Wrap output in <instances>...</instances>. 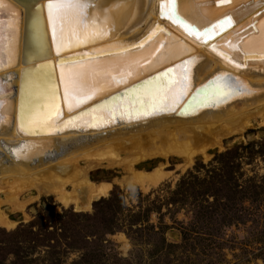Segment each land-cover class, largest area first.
<instances>
[{"label": "bare ground", "instance_id": "obj_1", "mask_svg": "<svg viewBox=\"0 0 264 264\" xmlns=\"http://www.w3.org/2000/svg\"><path fill=\"white\" fill-rule=\"evenodd\" d=\"M168 2L101 0V4L110 9L105 34L85 40L73 35L70 28L61 32L62 25L57 22L56 49L49 31L45 2L42 3L50 54L40 62L51 61L53 65L62 109L61 121L69 120L165 69L172 68L174 87L169 93L170 98L154 113L136 114L129 119L127 115L122 118L119 114L103 112L99 113L102 122L93 123L88 117L68 121V124H61V128L52 124L50 130L32 134L18 124L19 91L26 69L23 64L24 10L12 0H0V184L8 179H18L20 183L24 181L23 186L13 182L18 188L20 185L22 189H35L39 195L54 194L64 206L74 205L77 211L80 208L89 210L91 202L109 195L111 185L94 184L84 172L76 173L74 177L70 165L74 161L76 164L84 154L91 155L95 145L110 141L108 145L122 151L129 143L132 153L141 155L147 147L161 155L189 158L211 141L196 133V128H214L212 132L217 135L236 132L245 128L252 111L264 110V0H227V3L224 0H172L175 18L168 8L161 16L160 5ZM225 20H230V25H225ZM181 21L196 28L200 35L186 31ZM206 30L208 34L204 35ZM80 54L85 56L58 62L60 58ZM102 64H132V74L125 76L123 82L105 85L103 91L87 103L69 110L64 102L62 71L67 80L81 68ZM185 68L186 87L179 100L173 103L171 96L183 86L177 82V76ZM123 70L128 69L124 67ZM114 74L119 79V72ZM46 76L47 73L44 78ZM220 79L236 83L241 94L216 95L212 91V82ZM203 86L207 90L206 97L199 99L194 95L185 107L195 90ZM97 108L100 106L90 108L88 112ZM260 114L264 125V113ZM170 126L181 128L167 138L163 133ZM144 141L148 142L145 144ZM159 173H136L131 182L142 187L157 185L163 178ZM67 186L72 189L70 193L66 191ZM22 189L13 191L11 188L4 202L17 208V193ZM1 215L0 212V224L5 225Z\"/></svg>", "mask_w": 264, "mask_h": 264}, {"label": "rangeland", "instance_id": "obj_2", "mask_svg": "<svg viewBox=\"0 0 264 264\" xmlns=\"http://www.w3.org/2000/svg\"><path fill=\"white\" fill-rule=\"evenodd\" d=\"M253 112L245 128L236 132L217 135L212 132L214 128H196V133L211 141L189 158L161 155L147 147L140 155L129 152V143L122 151L108 145L110 141L95 145L92 156L84 154L70 165L74 177L84 172L94 184L111 185L109 195L91 202L89 210L77 211L74 205L64 206L54 194L39 195L35 189L18 188L13 183L24 181L8 179L0 184V212L7 224H0V264H264L258 257L264 247V233L257 223L225 230L227 242L223 246H213L195 235L183 242L181 227L190 229L191 216L189 219L184 208L167 206L169 192L176 190L182 177L237 146H241L240 184L255 176L264 177V125L260 114L264 110ZM180 128L170 126L163 136L170 138V133ZM157 171L163 175L157 185L142 187L131 182L136 173ZM206 174L207 169H201L199 177ZM11 188L22 189L17 193V208L4 202ZM66 191H72L70 186ZM104 200L111 202L99 204ZM174 210L176 215L171 214ZM106 215L115 217L109 226L103 224ZM136 217L141 221L135 223ZM113 228L119 233H111Z\"/></svg>", "mask_w": 264, "mask_h": 264}, {"label": "snow or ice", "instance_id": "obj_3", "mask_svg": "<svg viewBox=\"0 0 264 264\" xmlns=\"http://www.w3.org/2000/svg\"><path fill=\"white\" fill-rule=\"evenodd\" d=\"M224 2L227 3V0H224ZM165 8H168L173 18H175V5L172 0H169L167 5L161 3V16L165 15ZM46 10L48 24L53 29L54 42L57 35V22L62 25L61 32L65 28H70L73 35L82 36L85 40L104 35L108 20L107 13L110 11L107 5L101 4V0H49ZM230 23V20L224 21L225 25H230ZM181 24L189 33L200 35L196 28H190L183 21H181ZM36 25L38 29L39 17L36 18ZM213 30H215V26H213ZM207 34L206 30L204 35ZM118 52L119 50H117V54ZM57 54L59 55V47L57 48ZM97 59H99V56H97ZM124 67L128 70L124 71ZM131 69L132 64H124L123 66L112 64L89 65L74 74H70L67 80H65L62 71L61 81L64 83L65 104L71 110L73 107L87 103L94 95L103 91L105 85L123 82L125 76L132 74ZM117 71L119 72V79L114 74ZM172 79V74L166 72L163 78L152 81L150 86L143 92L133 93V102L125 100L111 107L102 104L100 108L93 109L91 112H84L77 119L86 120V118L91 117L93 123H95L97 121L102 122L99 113L103 112H109L112 115L119 114L122 118L127 115L129 119L136 114L147 115L149 112L154 113L162 103L170 98L169 93L173 92L174 87L171 83ZM186 81L187 68L182 74L177 76V82L183 86L171 96L173 103L179 100L182 95L184 87H186ZM212 83V91L218 96L227 97L241 94L240 88L229 79H220ZM0 107H2V101H0ZM55 108V94L51 87H48L43 93L35 90L30 91L29 99L24 109V128L29 131L50 130L49 121L54 114L58 115V111H53Z\"/></svg>", "mask_w": 264, "mask_h": 264}, {"label": "trees", "instance_id": "obj_4", "mask_svg": "<svg viewBox=\"0 0 264 264\" xmlns=\"http://www.w3.org/2000/svg\"><path fill=\"white\" fill-rule=\"evenodd\" d=\"M240 149L241 146H237L232 151L217 155L208 166L202 165L200 169L195 167L181 178L175 191L169 192L171 197L167 206H172L175 210L184 208L188 218L191 216L190 229L187 231L181 227L183 242L190 240V235H195L213 246L218 243L223 246L227 242L223 237L224 231L239 224L257 223L264 233V177L255 176L240 184L237 176L242 168L239 162ZM243 149L247 150V147ZM201 169H207V174L203 177H199ZM110 202L104 200L99 204ZM175 210L171 214L176 215ZM114 218L104 216L103 224L111 225ZM140 221L136 217L135 223ZM112 232L114 235L119 233L115 228ZM111 247L115 248L116 245L112 243ZM263 248L258 257L264 262Z\"/></svg>", "mask_w": 264, "mask_h": 264}, {"label": "water", "instance_id": "obj_5", "mask_svg": "<svg viewBox=\"0 0 264 264\" xmlns=\"http://www.w3.org/2000/svg\"><path fill=\"white\" fill-rule=\"evenodd\" d=\"M15 2L21 9L24 10L25 17V30H24V48H23V64L26 66V69L22 73L21 86L19 91V104H18V124L21 129L24 131L23 117H24V109L29 99V93L32 90L43 93L48 87H51L55 94L56 108L53 109L54 112L58 111V115H53L51 120L49 121L50 125H57L56 128H61V124H68V121H80L77 119L78 116L83 114L84 112H88L90 108H94L97 105L101 107L104 106L111 107V105L119 104L127 100L128 102L134 101L133 93L143 92L147 89L152 81L157 80L158 78H163L164 73L171 72L172 68L165 69L161 72H158L145 80H142L131 87L110 96L108 99L98 103L89 108V110H84L75 117H71L61 121L62 118V109L60 105V99L58 95V86L56 82V78L54 75L53 65L51 61L41 63L40 60L48 57L50 54V45L48 39V31L46 29V21L44 17V9L42 3L45 2V8L49 0H12ZM47 11V10H46ZM39 17V28L37 29L36 18ZM49 31L51 33V38L53 40V29L49 26ZM54 49H56L55 42L53 40ZM85 55H71L67 58H60L58 62L61 60H68L72 58H80ZM40 62V63H39ZM34 63L37 65L33 66ZM45 67V69H44ZM43 72V73H42ZM47 73V76L44 78V74ZM42 74V75H41ZM172 82V81H171ZM208 84V83H206ZM204 87H200L195 90L192 96L187 100L185 107L191 102L194 98V95H197L199 99L206 97L207 90H204ZM202 97V98H200ZM182 112V110H181ZM57 120V121H56ZM25 132L30 133H40L43 130L38 131H29Z\"/></svg>", "mask_w": 264, "mask_h": 264}]
</instances>
